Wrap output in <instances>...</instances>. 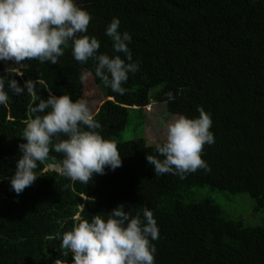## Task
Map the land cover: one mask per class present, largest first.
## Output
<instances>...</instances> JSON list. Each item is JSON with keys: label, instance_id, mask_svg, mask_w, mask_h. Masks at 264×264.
<instances>
[{"label": "trees", "instance_id": "16d2710c", "mask_svg": "<svg viewBox=\"0 0 264 264\" xmlns=\"http://www.w3.org/2000/svg\"><path fill=\"white\" fill-rule=\"evenodd\" d=\"M81 6L92 16L86 35L100 40L101 53L112 55L105 29L114 17L121 32L132 34L140 69L123 85L127 93H113L90 77L101 94L93 101L104 100L93 111L88 80H80L93 62L76 61L71 45L57 64L26 61L13 78L21 86L39 81L42 99L50 91L86 99L101 124L97 131L116 143L122 166L84 184L57 171L63 154L50 149L35 170L37 180L17 195L8 177L21 156L32 97L26 90L9 92L8 104L0 105V264H71L72 254L60 247L62 234L77 217L106 218L120 204L133 216L145 206L153 211L160 232L153 241L156 264H264V224L245 226L201 194H248L264 210V0H93ZM7 74L0 63V75ZM168 91L174 101L167 100ZM153 103L166 105L172 117H198V106L211 115L215 143L202 153L210 172L201 169L183 180L155 176L146 160L157 155L155 145L144 138V113ZM128 127L140 136L124 140Z\"/></svg>", "mask_w": 264, "mask_h": 264}, {"label": "clouds", "instance_id": "9594fccd", "mask_svg": "<svg viewBox=\"0 0 264 264\" xmlns=\"http://www.w3.org/2000/svg\"><path fill=\"white\" fill-rule=\"evenodd\" d=\"M91 20V14L77 0H0V63L16 67L31 60L57 64L71 45L76 61L82 65L93 62L92 70L81 72V83L94 76L113 93L125 95L128 89L123 85L140 69L130 48L133 36L121 32V21L114 17L105 29L112 55L101 53L100 40L86 35ZM16 67L10 66L7 75H0V105L8 104L9 92L22 95L26 90L32 97L28 108L32 118L21 135L25 142L18 145L21 156L14 174L8 177L12 191L19 195L34 184L39 177L35 170L49 159L50 149L63 154L57 171L84 184L94 175L105 174L106 168L122 166L116 143L97 131L101 124L86 99L73 101L70 95L57 96L51 91L42 99L37 95L39 81L29 79L21 86L13 78ZM165 96L168 101L175 100L171 91ZM197 111L198 117L177 115L165 125L162 142L155 144L157 155L146 156L155 176L172 174L183 180L201 169L211 171L202 153L205 145L215 143L210 130L213 121L203 106ZM77 220L74 228L60 237V247L72 254L71 264H156L153 241L159 239L160 232L148 207L133 216L120 204L106 218L97 214L91 221Z\"/></svg>", "mask_w": 264, "mask_h": 264}, {"label": "rangeland", "instance_id": "374dc122", "mask_svg": "<svg viewBox=\"0 0 264 264\" xmlns=\"http://www.w3.org/2000/svg\"><path fill=\"white\" fill-rule=\"evenodd\" d=\"M23 64L16 67L11 63L5 64V67H16L15 71H20L25 65ZM101 94L96 91L93 85L92 78L88 79L86 99L91 103L93 111L104 101L102 98L99 101H93ZM92 101V102H91ZM146 126L144 131V138L147 140L148 145H155L163 140L166 134L165 125L173 118L167 113L166 105L153 103L145 110ZM133 119L140 121V118L133 115ZM141 132V131H140ZM140 134L131 131L128 127L122 134V138L133 139L139 137ZM204 197H210L226 212L227 216L231 219L241 220L245 226L256 227L264 224V210L258 209L255 201L248 194H231L230 192L217 191L212 189H205L201 193Z\"/></svg>", "mask_w": 264, "mask_h": 264}, {"label": "water", "instance_id": "95a60500", "mask_svg": "<svg viewBox=\"0 0 264 264\" xmlns=\"http://www.w3.org/2000/svg\"><path fill=\"white\" fill-rule=\"evenodd\" d=\"M78 2H79L80 5H82V4L86 5V4H89V3L93 2V0H79Z\"/></svg>", "mask_w": 264, "mask_h": 264}, {"label": "flooded vegetation", "instance_id": "af4514ba", "mask_svg": "<svg viewBox=\"0 0 264 264\" xmlns=\"http://www.w3.org/2000/svg\"><path fill=\"white\" fill-rule=\"evenodd\" d=\"M79 0H77V2H78ZM79 3V2H78ZM83 5V4H82Z\"/></svg>", "mask_w": 264, "mask_h": 264}]
</instances>
